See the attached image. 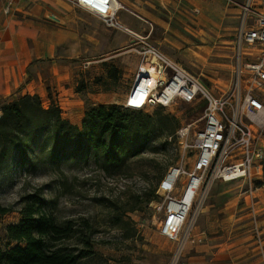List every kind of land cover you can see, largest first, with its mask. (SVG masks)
I'll return each mask as SVG.
<instances>
[{
	"label": "rangeland",
	"instance_id": "1",
	"mask_svg": "<svg viewBox=\"0 0 264 264\" xmlns=\"http://www.w3.org/2000/svg\"><path fill=\"white\" fill-rule=\"evenodd\" d=\"M9 2L0 8V72L7 64L5 56L13 51L14 43H19L12 37V31L22 30L29 34V29L36 28V44L27 40L17 48L22 49L23 54L29 48L34 49L37 57L44 58L42 71L58 80L44 88L43 96L38 95L45 108L55 102L59 106L60 95L65 90L80 94L71 99L78 104L72 103L70 108L62 105L61 109L64 118L70 116V122L79 123L90 106H122L125 103L142 63L140 42L132 41L130 34L117 41L101 42L83 39L77 34L65 35L57 25L46 20L17 14L18 11H13V1L6 12ZM219 8L214 4L210 16L195 7H192L194 10L187 8V12L186 9L181 12L153 10L152 18L159 25L155 26L152 36L159 42L150 41L199 78L216 96L232 89L234 65V31L229 35L227 23L220 21ZM174 12L177 13L174 15ZM77 14L87 16L82 11ZM40 60H34V63H41ZM89 62L93 63L87 64ZM111 68L115 70L114 78L109 76ZM22 94L23 90H16L6 100L11 102ZM204 109L203 101H177L167 108L145 109L144 113L152 115L156 121L150 139L129 154L122 165L109 167L107 172L90 154H77L71 149L59 165L63 175L48 159L42 162L38 149L27 151V161L18 153L0 176V202L15 210L4 223L19 221L21 198L39 189L46 201L56 202L54 215L60 222H73L80 228L83 221H87L92 226L94 254L86 259V264H204L213 260V255L196 248L208 244L212 237L207 232V220L202 218V213L196 226L198 231L206 232L207 240L203 243L190 240L182 255L177 260L174 258L176 244L159 232L162 200L155 191L161 177L172 167L192 163L193 149L185 146H192L195 133L203 128ZM173 125L177 130L175 133ZM187 132L188 136L182 137ZM248 187L237 183L224 193V197L244 195ZM135 199H139L138 209L130 212ZM252 214L239 211L238 223L227 221V228L234 230L228 239L233 244L229 254L237 256L238 260H262L264 264V228L260 226L259 232ZM220 257L229 258L225 253L217 258Z\"/></svg>",
	"mask_w": 264,
	"mask_h": 264
},
{
	"label": "built area",
	"instance_id": "2",
	"mask_svg": "<svg viewBox=\"0 0 264 264\" xmlns=\"http://www.w3.org/2000/svg\"><path fill=\"white\" fill-rule=\"evenodd\" d=\"M239 9L233 35L234 65L232 89L214 95L199 78L184 69L146 41L140 42L142 63L129 96H136L143 67L155 56L152 75L156 80L143 108L129 101L122 105L132 111L156 106L170 107L177 101L205 104L203 128L194 135L191 164L172 167L160 181L156 194L162 200L160 235L176 244L177 260L190 240L206 241L196 221L212 185L217 182H242L250 187L264 181V0H225ZM80 10L97 17L106 26L123 29L117 20L122 6L117 0H73ZM9 2L6 12L10 10ZM51 20L59 22L55 15ZM153 66V62L151 63ZM149 78H151L149 76ZM138 82L136 88L135 84ZM2 111L0 109V118ZM188 132L182 137H187Z\"/></svg>",
	"mask_w": 264,
	"mask_h": 264
},
{
	"label": "trees",
	"instance_id": "3",
	"mask_svg": "<svg viewBox=\"0 0 264 264\" xmlns=\"http://www.w3.org/2000/svg\"><path fill=\"white\" fill-rule=\"evenodd\" d=\"M109 76L116 77L114 68ZM0 109V176L18 153L27 161L31 149H38L42 162L48 159L56 164L61 175L59 165L70 149L90 154L107 172L109 167L122 165L156 128L152 115L120 105L90 106L80 127L64 118L57 105L45 108L38 95L30 94L11 102L1 100ZM172 131H177L175 125ZM256 184L264 185V181ZM134 201L130 212L138 209L139 199ZM20 206L18 223L5 227L0 264H86L94 254L89 222L83 221L80 228L73 222H60L54 215L56 202L46 201L41 190L23 196ZM14 212L12 206L0 202V221Z\"/></svg>",
	"mask_w": 264,
	"mask_h": 264
},
{
	"label": "crops",
	"instance_id": "4",
	"mask_svg": "<svg viewBox=\"0 0 264 264\" xmlns=\"http://www.w3.org/2000/svg\"><path fill=\"white\" fill-rule=\"evenodd\" d=\"M6 1H10L11 3L13 1V11H18L17 14L19 15L24 14L22 17L26 18L30 16L37 20H46L57 25L65 35L66 33L68 35L77 34V36H82L83 39L101 42L103 40L112 41V39L117 41L119 37L124 38V35L130 34L134 38H132V41H146L169 58L171 57L162 51L161 48L150 42L151 40H155L152 34L155 26L159 25L152 18L155 15L153 10L158 9L159 11V9H164L168 12L179 10L181 12L186 9L185 11L187 12V8L192 9V7H195V10H202V12L210 16L213 14V9L211 8L216 4L218 7L220 6L219 9L221 10L220 21L227 23V29H230L229 35L235 30L239 16V9L229 6L225 0H117L122 6V9L117 14V20L123 26V29H117L106 26L97 17L78 9L73 4V0H0V8H4ZM77 11H82L87 16H79ZM176 13L174 12V15ZM53 15L57 16L60 21H52L51 16ZM12 33L15 42L18 41L19 43H14L13 51L5 56L7 64L0 72V101L1 99L6 100L10 98L16 90H23L22 95L43 96L45 94L44 88H47V85H54L53 83L58 80H55L54 77H48L42 71V66L45 65L43 63L45 61H42L44 58L37 57L34 49L29 48L23 54L22 49L17 48L22 42H26L27 40L34 41L36 44L38 41L37 29H29V34L27 32L24 34L22 30L17 32L12 31ZM155 41L159 42V40ZM23 44L25 45V43ZM32 56L35 57L34 60L41 59L40 61L42 62L35 64L31 58ZM48 59L46 58V61ZM91 63L93 62L87 64ZM75 96L78 97L80 94H70L65 90L64 94H61L59 98L62 102L59 106L58 102H55V105L60 107V109H63L62 105L70 108L69 105L76 103V101H71ZM67 119L69 121L72 120L70 116ZM82 121L83 117L79 123H74L73 121L71 123L81 125ZM231 183L217 182L213 186L210 198L201 211L202 218L207 220V232L212 237H210L208 244L196 248L200 252H205L215 257L213 260H207V263L204 264H263L262 260H238L237 256L233 257L229 254L231 253L233 244L228 239H230L234 230L233 228H227V221H230L229 223L231 224H234V222L238 223L236 219L239 211L240 213L253 212L252 215L255 218L253 223L260 232V226L264 228V185L252 189V195L249 193L251 189L248 187L244 195H236L226 199L224 193L235 184L242 182ZM10 215L5 216L0 221L2 225V228H0V238L2 239L6 236L5 227L18 223V221L15 223H4V219ZM202 232L206 234L204 230ZM2 246L3 240L0 241V247ZM222 253H225L229 258H217Z\"/></svg>",
	"mask_w": 264,
	"mask_h": 264
},
{
	"label": "bare ground",
	"instance_id": "5",
	"mask_svg": "<svg viewBox=\"0 0 264 264\" xmlns=\"http://www.w3.org/2000/svg\"><path fill=\"white\" fill-rule=\"evenodd\" d=\"M153 62V66L151 65V63ZM157 59L155 56H149L148 57V63L150 65H146L143 67V76L140 79V88L138 90V92L136 93V96L133 98V96H128L127 101H129L130 98H133L130 103L131 106H133L134 108H143L146 104V100L149 97V94L154 91V88L156 86V80L152 75V67L156 66ZM149 76L151 78H149Z\"/></svg>",
	"mask_w": 264,
	"mask_h": 264
},
{
	"label": "water",
	"instance_id": "6",
	"mask_svg": "<svg viewBox=\"0 0 264 264\" xmlns=\"http://www.w3.org/2000/svg\"><path fill=\"white\" fill-rule=\"evenodd\" d=\"M137 85H138V82L135 84L134 88H136V87H137Z\"/></svg>",
	"mask_w": 264,
	"mask_h": 264
}]
</instances>
